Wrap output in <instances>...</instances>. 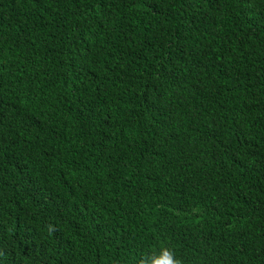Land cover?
I'll return each instance as SVG.
<instances>
[{
    "label": "trees",
    "instance_id": "trees-1",
    "mask_svg": "<svg viewBox=\"0 0 264 264\" xmlns=\"http://www.w3.org/2000/svg\"><path fill=\"white\" fill-rule=\"evenodd\" d=\"M264 264V0H0V264Z\"/></svg>",
    "mask_w": 264,
    "mask_h": 264
},
{
    "label": "clouds",
    "instance_id": "clouds-1",
    "mask_svg": "<svg viewBox=\"0 0 264 264\" xmlns=\"http://www.w3.org/2000/svg\"><path fill=\"white\" fill-rule=\"evenodd\" d=\"M137 264H180L175 251L167 245H161L157 250L143 254Z\"/></svg>",
    "mask_w": 264,
    "mask_h": 264
}]
</instances>
